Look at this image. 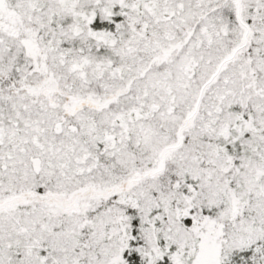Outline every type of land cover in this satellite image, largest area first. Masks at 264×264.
<instances>
[{
    "label": "snow or ice",
    "instance_id": "1",
    "mask_svg": "<svg viewBox=\"0 0 264 264\" xmlns=\"http://www.w3.org/2000/svg\"><path fill=\"white\" fill-rule=\"evenodd\" d=\"M0 264H264V0H0Z\"/></svg>",
    "mask_w": 264,
    "mask_h": 264
}]
</instances>
